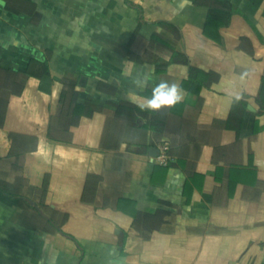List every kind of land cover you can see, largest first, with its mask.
<instances>
[{"label": "crops", "instance_id": "1", "mask_svg": "<svg viewBox=\"0 0 264 264\" xmlns=\"http://www.w3.org/2000/svg\"><path fill=\"white\" fill-rule=\"evenodd\" d=\"M0 264H264V0H0Z\"/></svg>", "mask_w": 264, "mask_h": 264}, {"label": "clouds", "instance_id": "2", "mask_svg": "<svg viewBox=\"0 0 264 264\" xmlns=\"http://www.w3.org/2000/svg\"><path fill=\"white\" fill-rule=\"evenodd\" d=\"M147 84V78H142L138 81L137 87L143 89ZM183 99V91L179 84L167 80H161L156 83L152 90V95L148 98L147 103L140 104L141 108L151 110H160L163 108L171 109L179 104Z\"/></svg>", "mask_w": 264, "mask_h": 264}]
</instances>
